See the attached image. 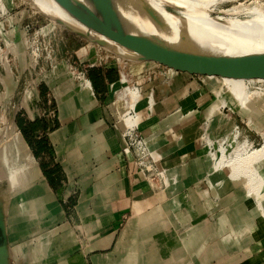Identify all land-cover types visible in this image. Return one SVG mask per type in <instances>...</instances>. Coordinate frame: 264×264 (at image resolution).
<instances>
[{
    "label": "crops",
    "instance_id": "obj_1",
    "mask_svg": "<svg viewBox=\"0 0 264 264\" xmlns=\"http://www.w3.org/2000/svg\"><path fill=\"white\" fill-rule=\"evenodd\" d=\"M92 46V54L103 52V48ZM88 50L84 47L75 52L80 70L85 66L83 56ZM96 56L93 58L100 55ZM12 60H17V71L5 61L0 71L4 84L0 93L8 103L15 104L12 127L21 132L40 169L38 179L23 176L34 180L27 191L33 198H40L38 187L46 199L45 207L57 203L62 210L57 215L48 212L47 207L37 206L30 210L38 212V218L34 214L33 220L27 222L26 214L17 212L30 211H26L30 203L25 204L27 207L12 208L16 216L11 218V237L30 239L40 227L48 229V233L45 230L46 234L38 238L44 239L47 234L58 238L53 252L37 261L47 259V264H111L112 261L113 264H264V214L252 198L249 183L243 176L233 175L229 167L211 171L215 160L209 157L210 153L215 155L225 147L231 155L242 144L249 147L264 144L260 114L252 115L253 119L243 118L228 107L223 108L225 118L213 117L209 130L203 132L202 117L220 102L215 100L217 92L228 91L226 84L172 71L152 62L111 58L93 71L94 76L89 74L93 95L87 99L83 95L82 79L77 81L76 76L72 77V60L67 54L46 77L40 73L41 64L34 66L25 58L23 47L20 50L18 47L16 59ZM157 70L160 75L152 77L151 72ZM30 71L33 77L26 86L24 78ZM200 86L206 89L208 98L193 112L189 108L192 102L198 103L207 95ZM130 91L137 92L139 107L129 125L139 124L143 136L161 145L164 166L175 170L172 175L179 177L180 187L175 189V197L169 192L152 190L122 152L124 129L120 121L125 105L118 98L120 93ZM188 94H193L192 100L182 101ZM176 113L187 118L164 126V120ZM255 122L259 128H254ZM236 132L238 137L233 144ZM259 173L264 179V162ZM6 177L5 171L0 172V179L6 181L14 194L15 189ZM3 192L0 189V195ZM261 192L264 195V187ZM21 193L14 197L20 198ZM5 198L1 204L3 213L7 208ZM173 198L178 200V210L169 205ZM18 200L15 198L14 202ZM43 214L49 217L48 221L41 220ZM65 223L76 235L71 239L75 241L73 246L65 245L68 238L61 235L62 229L49 232ZM127 227L130 234L124 239ZM21 230L29 231L19 235ZM34 240L33 237L24 243L25 254H32L35 246L30 249V244L34 245ZM4 249L0 248L1 260L7 264ZM29 261L35 262L32 255Z\"/></svg>",
    "mask_w": 264,
    "mask_h": 264
},
{
    "label": "rangeland",
    "instance_id": "obj_2",
    "mask_svg": "<svg viewBox=\"0 0 264 264\" xmlns=\"http://www.w3.org/2000/svg\"><path fill=\"white\" fill-rule=\"evenodd\" d=\"M157 1L159 5L158 7H160L161 9H166V10L170 9V11L173 13H179L182 10L180 7L176 6L175 4L171 2H167L168 0H157ZM161 1H163L164 3H162ZM0 2H1L0 3V71L4 69L6 65L5 61H8L13 65L12 70L14 72L17 71L16 70L17 60L13 62L12 59L13 58L16 59L17 49L19 47V50H20V46L24 48L25 58L27 60H30L29 62H31V64H33L34 66H38L39 64L42 65L41 71L38 69V72L40 71L42 77H46L48 71L50 69H53L55 64H57L60 60H62L64 55L67 54L68 58L72 60V66H73L71 69L72 74H73L72 77L74 78L76 76L77 81H79V78H81L84 74L86 78L90 79L89 76L91 74L92 76L95 75V72L93 71H95L97 67L103 65V64H98V66L92 67V65H94L95 63H98V60H97L98 58L97 59L93 58V56L95 57H97L96 55H100L103 57H107L106 55L116 56L115 54L111 53L109 50L105 48H103V52H97V54L95 53L92 54L93 52L91 50L92 49L91 47H94L92 46L93 44L92 42L70 32L68 29L60 25L58 22L56 23L53 22L52 21L53 19L51 17L42 14L35 8L32 0H0ZM263 3H264V0H232V1L225 0V1H222L221 3H216V4L214 3L215 5L212 4L213 11L211 12V14L213 16H217L220 10H232V9L237 8V9L243 10L239 14V17L247 18L250 16L248 15L249 9L256 7V6L262 8L264 6ZM84 47H87L89 50H88V54L83 56L86 59V62H85V66H83L82 69L80 70L78 69V59H77L75 52ZM160 73L161 72H159L158 70L156 72H153V71L151 72L152 77H155L156 75H160ZM32 77L33 76H32L31 71L25 75L24 84L26 86H28L27 84L32 80ZM213 80L218 84H224L223 78H213ZM1 85H4V84L0 80V87ZM200 88L203 90L202 92L206 93L207 95H203L198 103L193 102L192 107L191 106L189 107L190 109L192 108L193 112H195L196 107L201 106L203 101H205L206 98H208V92L206 91V89L203 88L202 86H200ZM257 88L264 89V84H260V82L256 80L255 81L250 80L245 90L246 94L251 96L252 100L254 101H256V99L258 98L260 94ZM225 90H228V91L219 90L217 92V98L215 99V100H220V102L215 107L218 106L221 109L220 115L222 118L224 117L223 108L225 107L230 108L233 112L237 113L243 118L253 119L252 115L255 116V114L257 115L259 114V112H257L258 111L257 108L254 109L251 104L245 105L240 99L236 91L229 90L228 87H225ZM192 95L193 94L186 95L182 101H186L188 98H189L188 100L190 101L191 100L190 97ZM215 100L211 102H214ZM215 107L212 109L211 112H214ZM14 108H15V104L8 103L5 99V96L1 95L0 93V152L1 150L7 149L9 147V144H8L9 126L11 124V119L12 118L14 119V117L12 116V111ZM259 108L264 113V109H262L261 107ZM212 114L205 115V116L203 115L204 118L202 117L201 121L204 120V123L202 122V128H203V132L205 131V133L209 130L210 124L212 120L214 119L213 118L214 116L213 117L211 116ZM136 116L139 117V114H136ZM258 116H260L259 121L261 120L264 123V115L260 114ZM231 119L228 118V120H231ZM253 126L254 128H259L258 127L259 124L257 125V122H255ZM13 130L16 131L17 129H15L14 127ZM143 137L145 138V136ZM237 137H238V134L236 132L233 136V140H232L233 144H235ZM261 148H264V144L259 147H249L246 144H242L234 150L233 154L229 155L227 153V149L225 147H222L218 152V155L221 158L219 162L222 165L223 164L226 165L228 162H232V160L236 158L239 150L243 151V156H247L248 154H251L254 151H257ZM136 151L137 153L134 152L135 159L133 161H131L130 159L128 160L129 162L133 163L137 167L139 174L145 180L147 185L150 186L152 190L158 193H162L163 191L169 192L171 194V197H175L176 196L175 189L177 190V188L180 187L179 186L180 181L178 179L179 177L178 175H172L175 170H171L164 166L163 164L164 155L161 153L162 149L161 148L159 149V152L161 153V155H158L159 158L154 156L151 153L154 158H157V160L155 161L153 159H142V157L144 156V152L142 151V149L140 148L138 149L136 147ZM216 156L217 154L214 155L212 153H210L209 155V157L212 158L213 160H216L215 159ZM1 160L2 159H0V172L2 173L3 171L2 166L5 164V162H2ZM263 162H264V158L257 160L252 165V169H251V172L249 173L248 178L251 183L250 192H253L256 189V186L258 185L257 189L259 190L254 195L255 197L254 200H256L258 206L261 208L264 214V195L261 192V189L264 187V179L261 177L259 173L260 165ZM213 167H215L216 170H219V167L218 165H216V162L215 164L213 163L211 171H213ZM18 171L20 170L17 168L15 172H18ZM5 173L7 175L6 171ZM143 173L145 176L143 175ZM6 179L9 181V184L15 189V193L12 194V192L7 187L6 181L0 179V189H3L4 191L3 194L0 195V248H3V247L5 248L4 255H5L7 264H47L46 262L48 261L47 259L41 260V261H35V262L29 261V257H31L32 254L30 255L25 254V251L23 250L24 248L23 245L24 243L31 241L34 237L35 244L34 245L30 244L31 246L30 249H33V246L38 245V241L41 240L38 237L42 236V234H46L43 231L45 230L47 231L48 229H44V228L42 229L39 227L36 229L37 231L36 234L35 233L32 234L33 237L30 236L31 237L30 239L24 240V239L19 238L18 236L11 237L12 234H11V227H10L11 218L14 217V215L16 216V214H12L13 207L17 208L20 205L24 206L25 204H28V203L30 204L28 205V209L26 211L37 208V206L45 207L46 199L43 193L38 189V187H37V190L41 196L40 198L38 197L36 199V198H33L32 194L31 195L28 194L27 189L32 185V183H34V180H28L27 177H23L20 175L14 178H11V179L9 177H6ZM20 192H22L21 195L19 196L20 198L14 197L16 194ZM1 197L2 198L6 197L5 199H6L7 208L6 210H4V213L2 212V205H1L2 198ZM15 198L20 199V200H18L17 202H14ZM169 202H170L169 205L171 206L173 205V208H175V210H178V200L176 198L171 199ZM46 207H47V211L52 214L56 213L57 215H60V213H62L61 207L57 203L54 206L51 205V206H46ZM49 208H50V211L48 210ZM17 213L20 215L26 214L25 216L26 218H28L27 222H30L31 220H33L34 214L38 218V212L37 213L33 212V210H30L27 213L26 212L23 213L21 211ZM44 219L48 221L49 217L43 214L41 215V220H44ZM65 224L66 225L63 224V226L69 225L67 223ZM63 226H57L54 229H51L49 232L55 233L57 229L58 231H60V229ZM68 227L71 228L70 225ZM28 231L29 230H25V231L21 230L19 231V235L23 233L25 234ZM34 235H37V237ZM2 253L3 252H0V264L4 263L1 260ZM32 257L35 260V256L32 255ZM52 259L55 261V258H52Z\"/></svg>",
    "mask_w": 264,
    "mask_h": 264
},
{
    "label": "bare ground",
    "instance_id": "obj_3",
    "mask_svg": "<svg viewBox=\"0 0 264 264\" xmlns=\"http://www.w3.org/2000/svg\"><path fill=\"white\" fill-rule=\"evenodd\" d=\"M32 1L35 8L42 14L51 17L53 19L52 20L53 22L56 23V21H61L72 29L87 33L86 32L87 29L83 27L81 24H79L77 21H75L65 11V9L61 5H59V3H57L55 0H32ZM114 1L122 17L133 28H135L140 33L161 39L167 42L168 44L171 45L181 44L183 41L182 38L187 35H190L196 40L199 46L219 55L239 56V55L264 53V9H263L264 6L262 8L256 6L249 9L248 15L250 16L247 18H241L239 17V14L243 10L237 8L232 10H220L217 16H213L211 14V12L213 11L212 4L221 3L222 1L225 0H168L167 2H171L182 9L179 13H173L170 11V9L169 10L161 9L160 7H158L159 5L157 0H114ZM161 2L164 3L163 1ZM89 35L92 39L95 40L96 39L105 40L104 37H100L94 33H91ZM107 45H108L106 47L107 50L119 54H123L127 57L128 56L135 57V54L133 52L125 49L124 47L118 45L113 41L112 42L109 41ZM223 80H224V84L228 86L229 90H234L237 92L240 99L245 105L251 104L254 109L257 108L258 110L257 112H259V114L264 115L262 110L259 108L261 107L262 109H264V89L257 88L260 94L256 99V101H254L252 100V97L247 95L245 92L250 80H242V79H223ZM120 94L121 96L118 99H120V101L123 103V105H125L126 108V110L123 111V115L121 116L120 122L123 125V129H129L131 131H134L136 129V126H130L129 124L133 122L132 119L135 115L134 111H136L137 108L139 107L137 92L130 91V92H126L125 94L122 93ZM83 95L87 99H90L91 96L93 95V88L90 85L85 86V91ZM181 110L179 113H181ZM220 112L221 109L217 106L215 107L214 112L210 111L207 115L213 113L211 116L212 117L214 116L217 119H219V117L221 116ZM186 118L187 117L182 118L179 116V114L176 113L174 116L164 120L163 123L164 126H169L177 123L178 121L180 122ZM202 122L204 123V120ZM12 129L13 127L11 124L9 126V140H8L9 147L7 149L1 150L0 152V159H2L1 160L2 162H5V164L2 166L3 171L7 172V175H9L8 177L10 179L19 175L20 176L30 175L38 179L40 177V169L38 168V164L34 160V157L30 151L27 142L25 141L20 131H13ZM144 139H145L144 143L146 144L147 149L149 150L150 153H152L156 157H158V155H161V153L159 152L161 145H159L158 143L153 144L151 142V139L149 138L145 137ZM262 158H264V148L254 151L253 153L248 154L247 156H243V151L239 150L236 158L232 160V162H228L226 165L220 164L219 160L221 158L217 153L215 162L216 165H218L219 169L224 167H229L233 175L243 176L249 183V188H250L251 183L248 177H249V173L251 172L252 165L257 160ZM17 168L20 171L15 172ZM213 171H216V169ZM257 186L256 189L251 194L253 200L255 198L254 195L259 190L257 189L258 188ZM68 226H63L61 228L63 231V234L61 235L68 238V241L65 244L66 246H73L75 241L71 242V239H75V235L72 229L69 228ZM129 234H130V227H127L125 232L123 233V238L125 239V237L128 236ZM43 238L44 239L38 241V245H36L34 250L32 251V255L35 256V261L39 260L43 256H46L47 254L52 253L54 250V242L58 241L57 236L53 239V236L51 234H47L46 236H43ZM103 262L105 261L103 260ZM112 262L111 264H113Z\"/></svg>",
    "mask_w": 264,
    "mask_h": 264
},
{
    "label": "water",
    "instance_id": "obj_4",
    "mask_svg": "<svg viewBox=\"0 0 264 264\" xmlns=\"http://www.w3.org/2000/svg\"><path fill=\"white\" fill-rule=\"evenodd\" d=\"M87 33L56 21L70 32L101 48L113 41L133 52L135 57L111 53L128 61L152 62L172 71L198 77L242 79L264 82V53L219 55L202 48L187 35L178 45L140 33L120 14L114 0H55ZM94 33L103 39H92ZM109 40V41H107Z\"/></svg>",
    "mask_w": 264,
    "mask_h": 264
},
{
    "label": "built area",
    "instance_id": "obj_5",
    "mask_svg": "<svg viewBox=\"0 0 264 264\" xmlns=\"http://www.w3.org/2000/svg\"><path fill=\"white\" fill-rule=\"evenodd\" d=\"M111 58L116 59L117 61L121 60L120 57H116L114 55H110V56H107V57L99 56L98 57V63H95L94 65H92V67H96V66H98V64H103L104 62H106L108 59H111ZM79 79H82L83 84L85 86L90 85L92 87L91 80L86 78L85 74ZM123 80H125V78H123ZM260 84H264V83L260 82ZM127 89H129L128 85H127ZM132 89L138 90L139 88L138 87H132ZM139 131H140L139 124H137L136 129L134 131H131L129 129H124V131H123L124 145H123V148H122L123 154L128 159L133 161L135 159L134 152L137 153V151H136V147H137L138 149L139 148L142 149V151L144 152V156L142 157V159H153L154 161L157 160V158H154L152 156V154L148 151L147 146L144 143L145 139H144L142 133L139 132ZM136 156H138V155H136ZM143 175H144V173H143Z\"/></svg>",
    "mask_w": 264,
    "mask_h": 264
}]
</instances>
